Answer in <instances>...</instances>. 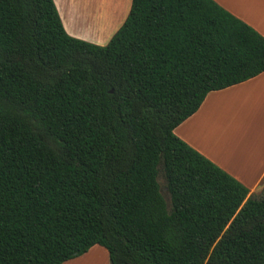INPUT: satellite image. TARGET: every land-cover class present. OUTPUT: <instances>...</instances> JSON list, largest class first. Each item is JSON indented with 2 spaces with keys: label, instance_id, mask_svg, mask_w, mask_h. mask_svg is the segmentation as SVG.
Masks as SVG:
<instances>
[{
  "label": "trees",
  "instance_id": "16d2710c",
  "mask_svg": "<svg viewBox=\"0 0 264 264\" xmlns=\"http://www.w3.org/2000/svg\"><path fill=\"white\" fill-rule=\"evenodd\" d=\"M262 72L264 37L213 0H131L105 46L0 0V264H264V186L173 133Z\"/></svg>",
  "mask_w": 264,
  "mask_h": 264
},
{
  "label": "crops",
  "instance_id": "0c3cea01",
  "mask_svg": "<svg viewBox=\"0 0 264 264\" xmlns=\"http://www.w3.org/2000/svg\"><path fill=\"white\" fill-rule=\"evenodd\" d=\"M213 1L264 37V0ZM53 3L67 35L105 46L128 15L131 0H53ZM244 94H254L264 102V72L243 83L209 92L198 110L173 133L253 195L264 185V125L250 139L245 130L231 122L235 120V104ZM62 264L110 263L107 251L95 245Z\"/></svg>",
  "mask_w": 264,
  "mask_h": 264
},
{
  "label": "rangeland",
  "instance_id": "374dc122",
  "mask_svg": "<svg viewBox=\"0 0 264 264\" xmlns=\"http://www.w3.org/2000/svg\"><path fill=\"white\" fill-rule=\"evenodd\" d=\"M255 91L257 90L255 89ZM259 98V96L256 97L254 94H244L241 98H238L236 102L238 104H235L236 106L234 108L235 120L231 121L234 122L238 129L245 130L246 136L250 137V139H253L256 136L258 128L264 125V102H261ZM229 112L232 113V110H229ZM158 182L161 186V193L168 203L169 198L164 189V182L161 177L158 178ZM263 186L261 185V190L253 194L252 197L259 198Z\"/></svg>",
  "mask_w": 264,
  "mask_h": 264
}]
</instances>
